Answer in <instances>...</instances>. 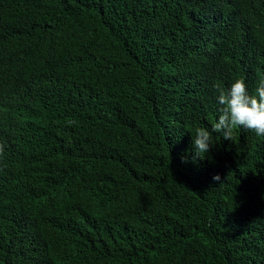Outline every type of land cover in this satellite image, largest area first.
<instances>
[{"label":"trees","instance_id":"16d2710c","mask_svg":"<svg viewBox=\"0 0 264 264\" xmlns=\"http://www.w3.org/2000/svg\"><path fill=\"white\" fill-rule=\"evenodd\" d=\"M262 75L264 0H0V264H264V136L192 145Z\"/></svg>","mask_w":264,"mask_h":264},{"label":"clouds","instance_id":"9594fccd","mask_svg":"<svg viewBox=\"0 0 264 264\" xmlns=\"http://www.w3.org/2000/svg\"><path fill=\"white\" fill-rule=\"evenodd\" d=\"M218 92L217 101L221 105L218 119L212 123L211 131L204 127L195 129V137L192 139L193 159L203 160L213 145V133H222L224 140H232L236 128H244L252 131L257 137L264 136V75L258 81L255 93L250 94L244 77L234 80L225 89L215 85ZM3 153V145H0V154ZM219 181L220 176L212 177Z\"/></svg>","mask_w":264,"mask_h":264}]
</instances>
